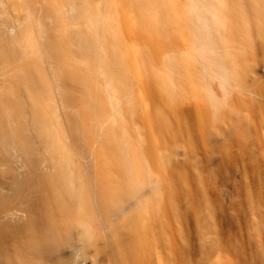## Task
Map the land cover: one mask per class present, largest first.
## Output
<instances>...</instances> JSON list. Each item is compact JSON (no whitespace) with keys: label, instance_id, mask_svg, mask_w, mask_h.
<instances>
[{"label":"rangeland","instance_id":"374dc122","mask_svg":"<svg viewBox=\"0 0 264 264\" xmlns=\"http://www.w3.org/2000/svg\"><path fill=\"white\" fill-rule=\"evenodd\" d=\"M207 1L200 10L218 14L225 24L223 38L214 39L213 61H222L243 89L225 93L217 80L209 81L217 96L213 105L204 92H194L180 69L182 90L174 99L184 103V113L176 120L153 73L166 54L187 46L180 2L173 12L167 0H0V188L12 187L14 178L39 165V171L50 170L45 163L33 165L38 159L25 148L50 140L35 136L40 106L55 117L49 135L59 133L65 143L63 149L52 140L57 164L71 155L73 165L63 167L88 175L95 152L104 171L137 164L143 129L132 123L133 90L149 81L161 97H145V112L153 109L156 127L173 135L166 150L157 138L155 157L166 174L177 232V240L169 236L165 264H264V0ZM127 38L135 39L144 58L145 78L135 85L122 54ZM29 39L39 55L27 54ZM67 49L70 56L63 54ZM13 144L23 146L27 161L14 155Z\"/></svg>","mask_w":264,"mask_h":264},{"label":"bare ground","instance_id":"6f19581e","mask_svg":"<svg viewBox=\"0 0 264 264\" xmlns=\"http://www.w3.org/2000/svg\"><path fill=\"white\" fill-rule=\"evenodd\" d=\"M206 1L167 0L169 10L173 12L180 2L179 15L188 31L187 46L180 52L166 54L162 62L159 61L156 65L157 71L154 67L153 74L161 79L162 91L167 95L169 116L176 120L184 113L181 107L184 103L174 99L176 92L182 90L180 69L192 84L194 92H204L213 105L217 96L210 90L209 81L217 80L225 93L228 92L226 88H237L238 85L235 83L237 79L234 73H229L221 64L222 61L220 64L215 61L217 57L213 61L216 54L214 39L223 38L221 32L224 31L225 24L218 14L200 10V5L205 7ZM207 2L209 4V1ZM126 43L122 54L124 60L126 59L130 84L135 85L137 80L145 78L144 58L134 38H127ZM223 45L225 51L230 53L229 56H232L233 50L230 49L228 39H223ZM25 48L27 54L39 55L36 45L30 39ZM5 54L10 58L9 53ZM65 55L70 56L69 53ZM55 57L58 58L57 55ZM68 60L70 63V57ZM60 64L63 66V62ZM66 67L68 71L71 65L65 66V74ZM195 73L199 74V77L193 80ZM135 89V113H132V123L136 121L143 129L139 131L142 143H137L140 148V161L130 164L126 170H102L97 152L94 153L95 169L88 175L63 167L73 165L71 155L63 159L62 166L57 164L56 161L61 159L55 161L57 148L53 147L52 140L59 142L63 149L65 143L59 133L54 139L53 135L51 137L48 133L51 132V127L55 126V117H52V112L51 115L48 114L45 107L40 106V110L34 111L41 125L39 129H35V136H42L41 139L45 136L50 142L42 140L40 144L39 139H35L34 142L38 141L39 146L31 142L34 147L30 144L25 145V148L34 159H38L33 165L45 163L50 170L39 171V165L35 167L37 171L16 177L17 180L14 178L12 187L5 190L0 188V264H165L170 248L168 241L174 237L176 239L177 232L176 227L174 229L171 225L167 207L166 174L155 157L156 150L161 149L158 148L157 138L161 137L162 148L166 150L168 137L172 134H169L167 129L164 130V127H156L153 109L145 112L144 99L149 101L154 92L157 94L154 97L160 98L159 87H151L149 81L143 80ZM35 104L37 105V102ZM147 121L149 128H146ZM18 144L12 146L14 155L23 159V153L27 152H23V146L21 145V148ZM27 157L23 160L27 161ZM45 165L42 167L46 168Z\"/></svg>","mask_w":264,"mask_h":264}]
</instances>
